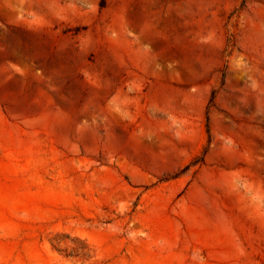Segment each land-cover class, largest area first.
Instances as JSON below:
<instances>
[{
    "label": "rangeland",
    "instance_id": "rangeland-1",
    "mask_svg": "<svg viewBox=\"0 0 264 264\" xmlns=\"http://www.w3.org/2000/svg\"><path fill=\"white\" fill-rule=\"evenodd\" d=\"M0 264H264V0H0Z\"/></svg>",
    "mask_w": 264,
    "mask_h": 264
},
{
    "label": "trees",
    "instance_id": "trees-1",
    "mask_svg": "<svg viewBox=\"0 0 264 264\" xmlns=\"http://www.w3.org/2000/svg\"><path fill=\"white\" fill-rule=\"evenodd\" d=\"M209 132H210V129H209V127H208V133H209ZM199 160H201V159H198V161H199Z\"/></svg>",
    "mask_w": 264,
    "mask_h": 264
}]
</instances>
